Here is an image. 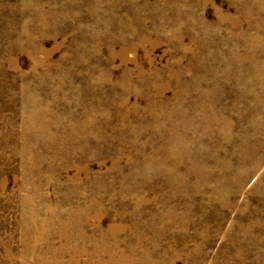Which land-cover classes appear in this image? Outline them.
<instances>
[{
    "label": "rangeland",
    "instance_id": "374dc122",
    "mask_svg": "<svg viewBox=\"0 0 264 264\" xmlns=\"http://www.w3.org/2000/svg\"><path fill=\"white\" fill-rule=\"evenodd\" d=\"M0 264H264V0H0Z\"/></svg>",
    "mask_w": 264,
    "mask_h": 264
},
{
    "label": "bare ground",
    "instance_id": "6f19581e",
    "mask_svg": "<svg viewBox=\"0 0 264 264\" xmlns=\"http://www.w3.org/2000/svg\"><path fill=\"white\" fill-rule=\"evenodd\" d=\"M115 261V260H114Z\"/></svg>",
    "mask_w": 264,
    "mask_h": 264
}]
</instances>
